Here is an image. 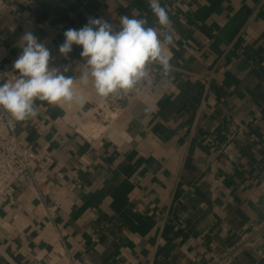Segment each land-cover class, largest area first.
<instances>
[{
  "label": "crops",
  "instance_id": "0c3cea01",
  "mask_svg": "<svg viewBox=\"0 0 264 264\" xmlns=\"http://www.w3.org/2000/svg\"><path fill=\"white\" fill-rule=\"evenodd\" d=\"M160 4L175 34L170 78L152 72L116 112L79 89L82 105L37 100L17 121L58 209L51 221L20 179L0 204V264H212L243 242L231 264H264V0ZM125 15L159 29L149 0H0V74L16 75L32 31L50 66L79 77L82 47L64 58V32L90 18L118 31ZM228 117L246 126L231 164L219 149Z\"/></svg>",
  "mask_w": 264,
  "mask_h": 264
},
{
  "label": "clouds",
  "instance_id": "9594fccd",
  "mask_svg": "<svg viewBox=\"0 0 264 264\" xmlns=\"http://www.w3.org/2000/svg\"><path fill=\"white\" fill-rule=\"evenodd\" d=\"M149 7L159 29L147 18L127 15L120 17L118 31L102 18H90L79 30L67 29L59 53L67 58L73 45L82 47L85 63L79 77L50 66V50L34 32L25 31L18 41L22 51L13 64L15 78L0 74V110L15 121H25L38 114L37 100L82 105L85 97L79 89L89 85L102 98L127 95L138 85L153 83L154 67L164 79L170 78L176 71L169 51L175 46V34L160 0H149Z\"/></svg>",
  "mask_w": 264,
  "mask_h": 264
},
{
  "label": "built area",
  "instance_id": "2783aa9c",
  "mask_svg": "<svg viewBox=\"0 0 264 264\" xmlns=\"http://www.w3.org/2000/svg\"><path fill=\"white\" fill-rule=\"evenodd\" d=\"M154 74L158 69H153ZM15 75H10L14 79ZM84 91L95 93L94 88L89 85L80 88ZM143 91V87L138 85L127 95L109 96L102 98L96 93L97 101L93 102L97 107L106 106L111 112H116L118 108L126 101L138 97ZM87 103V102H86ZM97 108V109H98ZM96 115L101 116L102 112L98 109ZM224 141L219 145L220 153L225 157L227 164L234 161L233 147L236 141L245 134L246 126L240 125L233 118L228 117L225 123ZM38 155L25 142V139L17 133V121H15L7 112L0 110V204L6 202L12 195L16 183L26 178L32 181L38 198L46 204L47 214L51 221L57 216V206L48 205L47 197L43 190L46 179H43L45 170L38 171ZM243 242L236 248L228 251L224 255L216 258L212 264H231L237 253L246 245Z\"/></svg>",
  "mask_w": 264,
  "mask_h": 264
},
{
  "label": "bare ground",
  "instance_id": "6f19581e",
  "mask_svg": "<svg viewBox=\"0 0 264 264\" xmlns=\"http://www.w3.org/2000/svg\"><path fill=\"white\" fill-rule=\"evenodd\" d=\"M85 97H87V96H85ZM89 97V96H88ZM93 97V100H95V101H97V97H96V94L94 93V95L92 96ZM79 106V105H78ZM114 116H112V118H113ZM87 127V126H86ZM108 126H102L100 129H99V131H97V132H95V136H98L100 133H101V131H104L106 128H107ZM80 129V128H79ZM108 129V128H107ZM85 130V129H84ZM81 131V130H80ZM84 132H87V133H89V131L88 130H86V131H84ZM86 134V133H85ZM91 134H93V132H91ZM87 135V134H86ZM88 136V135H87ZM90 137V136H89Z\"/></svg>",
  "mask_w": 264,
  "mask_h": 264
},
{
  "label": "water",
  "instance_id": "95a60500",
  "mask_svg": "<svg viewBox=\"0 0 264 264\" xmlns=\"http://www.w3.org/2000/svg\"><path fill=\"white\" fill-rule=\"evenodd\" d=\"M67 105H68V104H64V105H62V106H64V108H66V107H67Z\"/></svg>",
  "mask_w": 264,
  "mask_h": 264
}]
</instances>
